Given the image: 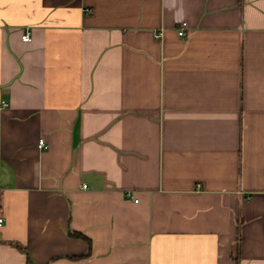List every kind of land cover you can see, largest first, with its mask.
I'll return each instance as SVG.
<instances>
[{
	"label": "crops",
	"instance_id": "0c3cea01",
	"mask_svg": "<svg viewBox=\"0 0 264 264\" xmlns=\"http://www.w3.org/2000/svg\"><path fill=\"white\" fill-rule=\"evenodd\" d=\"M0 218V264H264V0H0Z\"/></svg>",
	"mask_w": 264,
	"mask_h": 264
},
{
	"label": "built area",
	"instance_id": "2783aa9c",
	"mask_svg": "<svg viewBox=\"0 0 264 264\" xmlns=\"http://www.w3.org/2000/svg\"><path fill=\"white\" fill-rule=\"evenodd\" d=\"M177 32H178V35L180 37H182V38L187 37V35H188L187 23L186 22L180 23L179 26L177 27ZM162 34L163 33L161 31H158V32H156V37L160 38L162 36ZM22 39L24 41H30L31 40L30 32L26 30L22 36ZM39 148H41V149H47L48 148V144L45 141V139L42 138L39 140ZM83 187L86 188L87 185H83ZM3 222H4L3 218H0V226L3 225Z\"/></svg>",
	"mask_w": 264,
	"mask_h": 264
}]
</instances>
